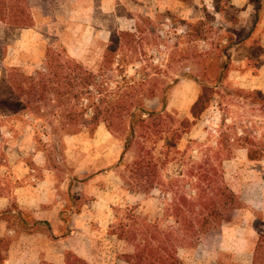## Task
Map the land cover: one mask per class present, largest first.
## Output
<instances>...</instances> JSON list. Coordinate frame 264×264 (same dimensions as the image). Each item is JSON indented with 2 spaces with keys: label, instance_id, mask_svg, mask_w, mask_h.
<instances>
[{
  "label": "trees",
  "instance_id": "obj_1",
  "mask_svg": "<svg viewBox=\"0 0 264 264\" xmlns=\"http://www.w3.org/2000/svg\"><path fill=\"white\" fill-rule=\"evenodd\" d=\"M50 1L0 0V25L6 29L33 26V9L44 7ZM226 1L233 8L231 0ZM251 2L257 21L264 0ZM215 3L216 11L223 8L221 0ZM213 18L217 17L213 15ZM145 21L148 19L142 22ZM231 21L234 23L236 18L233 16ZM225 31L217 47L221 61L215 78L209 80L205 73L182 75L201 85L188 118H180L169 109L171 96L180 81L167 78L178 43L170 46L173 54L167 59L155 61L150 55V44L145 43L146 32L141 21L134 31L111 33L97 68L84 65L65 49L48 47L41 66L32 73L21 74L18 88L23 98L0 100L1 113L19 112L23 117L27 115L42 122L33 134L34 140L43 145L50 122L57 125L54 134L60 131L62 135L83 130L93 133L103 123L111 134L122 140L123 149L113 167L125 168L126 174L122 176L132 193L158 202L153 218L138 213L135 205L132 210H126V217L120 219L115 215L114 222L109 224L112 234L132 243V252L122 255L127 264H186L180 248L208 245L220 233L223 223L243 207L241 198L225 179V161L242 148L247 150L250 160L264 159V134L258 132L257 126L227 123V108L236 100L261 104L264 111V94L243 89L229 78L228 51L239 39L235 32ZM185 35L191 40L206 38L201 28H188ZM4 43L0 35V48ZM1 54L2 51V57ZM151 99H157L156 107L147 104ZM46 105L51 106L50 111L44 109ZM212 107L225 113L220 123L207 129L204 139H187L183 144L184 138ZM39 149L46 153L44 148ZM131 151L132 161H128L126 157ZM154 192L158 194L152 195ZM78 201L79 197L70 192L68 202L74 206ZM68 208L62 211L63 236L70 231V216L75 210ZM1 222L14 234L6 231L0 235V264H7L11 245L21 234L44 232L52 240L57 239L48 222L36 220L29 211L17 206L0 212ZM255 263L264 264V236L257 243ZM40 264L58 263L44 260ZM61 264L89 263L67 251Z\"/></svg>",
  "mask_w": 264,
  "mask_h": 264
},
{
  "label": "rangeland",
  "instance_id": "obj_2",
  "mask_svg": "<svg viewBox=\"0 0 264 264\" xmlns=\"http://www.w3.org/2000/svg\"><path fill=\"white\" fill-rule=\"evenodd\" d=\"M94 1L84 0L83 3ZM117 2L119 6L113 12L118 14L119 20H116L113 16L101 18L104 23L109 25H112L113 21L116 20L119 27L132 28V0H117ZM148 4L149 14L144 15L137 10L136 12L140 14L136 20L139 19L145 28L146 33L143 34L146 38L145 43L150 44V55L154 56L155 61L163 58L167 59L173 51L170 46L178 43V50L173 52L175 61L172 63V67L168 68L167 77L168 80L180 79L172 99L171 109L178 114V117L188 118L190 117V108L201 92V85L193 80L183 78L182 75L190 73L198 76L205 73L209 80L215 78L218 73L217 65L221 61L217 47L219 48L221 37L226 34L224 29L226 17L214 19L206 5L198 0H169L163 3H161V0H153ZM220 4L223 8L229 7L226 0H221ZM41 13L49 15L50 7L48 5L42 7ZM95 13L101 15L102 12L100 9L94 8L93 11L92 9H81L64 16L61 14L60 19L63 22L58 23H54L55 21L51 23L50 16L45 17V19L41 17V22L44 25L40 33V42L34 48H28L26 45L17 46L15 44L16 35H18L16 29H6L0 25V35L5 39L4 47L0 48L1 55H3L0 56V100L10 98L12 101H17L20 98L21 92L18 87L22 78L21 74L32 73L35 69H38L48 47L65 49L84 65L97 68L102 60L111 33L105 32L97 36L91 30L80 29L85 26L88 27L89 23L96 19L92 17ZM144 19H148V21L142 22ZM188 28L192 30L201 28L205 34V40H191L190 36L185 35V30ZM178 35H182V37L178 38ZM26 38H30V36L25 34L24 39ZM181 49L184 50L181 51ZM261 51V49L255 47L253 54L256 55ZM246 70H254V67H249ZM236 81L234 83H238ZM147 104L156 106L157 99L148 100ZM43 107L46 111L51 109L49 105ZM227 109H229L227 123H242L248 125V127L252 123V125L258 127L259 133L264 134V111H262L261 104L236 100L235 104L229 105ZM223 114L225 115L224 112H219L212 107L184 138L183 144L187 142V139H204L206 130L216 127L215 124L220 123V117ZM41 123V121H35L27 115L21 116L19 112L7 113L6 115L0 112V157L4 156L8 149L14 150L18 146H24L23 148L26 151L29 141L27 136L33 133L37 128L36 126ZM56 126L54 122H50L48 125L47 132L49 135L45 138L46 144H40L35 140H33V144L38 148L45 149L46 167L53 171L58 184L65 179L69 180L67 183L73 184L75 178L78 177L83 181H92L93 185L107 190L112 217L109 224L114 222L115 215H118L120 219L126 217V210H132V206L135 205L141 215L150 218L155 217L158 211L157 200L150 199L143 194L132 193L128 181L122 176L126 174V172L123 173L125 168L113 167L123 149V142L119 137L110 133V138L100 144L93 140L94 132L83 130L74 134V136H78L74 138L75 140H69L66 143L64 140L65 135H62L60 131L54 134ZM23 134L26 136L23 137ZM110 158L111 160H108ZM28 160L30 161V158ZM126 160L132 161V151L128 153ZM250 161L252 160L248 158L247 150L242 148L237 149L233 156L224 163L225 179L239 197L245 185L253 183L255 178L253 172L255 168L252 167ZM81 170H85L86 173L76 174V171ZM100 170L103 173L100 176L97 177L93 174ZM71 180L72 182H70ZM157 194V192H154L152 195ZM65 198L68 200L69 192L65 194ZM94 198L91 195L84 196L74 206L68 202L67 209L73 207V210H77L78 205L89 203ZM95 209L96 211L101 210L100 208ZM230 220L231 218L223 225H227ZM100 225V221L94 220L90 226L93 235H90L88 263L127 264L122 255L132 252V243L127 242L117 234H112L110 228L106 225ZM221 231L218 235L212 237V241L208 245L182 246L180 256L184 262L186 264H237V258L232 253L220 250ZM56 233H64L63 225ZM18 242L20 241H15L13 245L15 256L18 254L19 247H21Z\"/></svg>",
  "mask_w": 264,
  "mask_h": 264
},
{
  "label": "crops",
  "instance_id": "obj_3",
  "mask_svg": "<svg viewBox=\"0 0 264 264\" xmlns=\"http://www.w3.org/2000/svg\"><path fill=\"white\" fill-rule=\"evenodd\" d=\"M83 1L51 0L48 4L50 7L49 15L41 13L42 7H35L33 9L34 25L16 28L18 35H16L15 44L34 48L40 42V33L44 25L41 22L43 17L45 19V17L50 16L51 23L54 21V23L63 22L60 19L61 14L64 16L81 9H92L93 11L95 8L102 12L101 15L95 13L92 17L96 19H93L88 27L80 28L81 30H91L97 36L116 30L134 31L140 21L139 19V21L136 20L140 14L136 11L148 15V3L153 0H132V28L129 29L121 28L116 23L119 17L113 11L119 6L117 0H95L91 3H83ZM168 1L161 0V3ZM198 1L206 5L210 14L216 17H226L224 29L235 32V36L239 39L238 43L228 51L231 67L234 66L229 72V78L234 81L237 80L236 85L243 89L264 94V4L260 18L256 21L255 9L251 0H231L230 5L233 8L224 7L219 11H216L215 0ZM104 16H113L116 20L113 21L112 25H109L104 23L101 18ZM233 16L236 18L234 23L230 20ZM25 34L30 38L24 39ZM255 47L261 49V53L254 55ZM249 67H254V70L247 71L246 69ZM177 86L170 99V110H172V99ZM24 136L26 135L23 134ZM109 136H111L110 132L102 123L95 129L93 140L101 144L104 140H108ZM27 137L29 141L26 151L24 146H18L14 150L8 149L5 155L0 157V212L14 206L29 211L36 220L48 222L57 239L52 240L44 232L21 234L11 245L7 264H40L44 260L61 264L67 251L75 253L88 262L90 235H93L90 230L92 222L98 220L100 226L106 225L108 227L112 220L109 193L104 188L93 185L92 181H83L78 177L73 184L67 183L69 181L67 179L58 184L53 171L46 167L45 152L33 144L34 134L31 133ZM77 137L74 134L65 135L64 140L67 143ZM250 164L255 168L253 171L255 178L253 183L246 184L244 190L241 191L240 198L244 206L236 210L227 225H222L219 241L220 250L232 253L237 258V264H256L257 243L264 236V160H252ZM76 172V174L86 173L85 170ZM93 174L98 177L103 173L100 170ZM67 192H73L79 197V200L88 195L95 198L89 203L78 205V209L71 213L70 231L66 236H63L56 232L64 224L62 211L68 206V200L65 198ZM95 208L101 210L96 211ZM6 231L10 235L14 234L12 230H7L6 225L1 222L0 235H4ZM15 241H20L18 243L21 246L16 256L13 252Z\"/></svg>",
  "mask_w": 264,
  "mask_h": 264
}]
</instances>
